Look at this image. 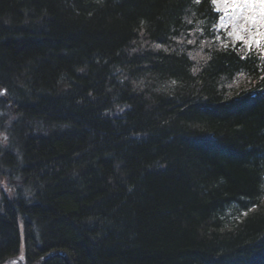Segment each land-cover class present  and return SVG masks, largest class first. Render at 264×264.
Here are the masks:
<instances>
[{"label":"trees","instance_id":"obj_1","mask_svg":"<svg viewBox=\"0 0 264 264\" xmlns=\"http://www.w3.org/2000/svg\"><path fill=\"white\" fill-rule=\"evenodd\" d=\"M218 18L0 0V264H264V39Z\"/></svg>","mask_w":264,"mask_h":264},{"label":"rangeland","instance_id":"obj_2","mask_svg":"<svg viewBox=\"0 0 264 264\" xmlns=\"http://www.w3.org/2000/svg\"><path fill=\"white\" fill-rule=\"evenodd\" d=\"M260 3L262 0H248L247 6H245L244 0H227V2L216 0L214 5L221 14L217 30L229 29V40L242 42L246 46L245 48H249V45L251 47L258 45L259 40L264 37V9L259 7ZM0 186L5 192L4 180L0 182ZM20 254L23 256L22 247L21 252L16 256L17 258L15 257L8 264H20L22 258L24 259V257L19 256Z\"/></svg>","mask_w":264,"mask_h":264},{"label":"bare ground","instance_id":"obj_3","mask_svg":"<svg viewBox=\"0 0 264 264\" xmlns=\"http://www.w3.org/2000/svg\"><path fill=\"white\" fill-rule=\"evenodd\" d=\"M259 7L261 8V9H264V0H262V3H260L259 4ZM2 90V89H1ZM5 90V89H4ZM6 91V90H5ZM11 104V103H10ZM25 135L26 136H29V135H27L26 133H25ZM1 140H2V138H1ZM2 141H4V139L2 140ZM11 155V153L10 152H5L4 153V156L5 157H9ZM0 159H1V155H0ZM10 166H12L11 167V171H12V173L13 174H17V173H20V174H25V172H24V170L23 169H20V168H17V166H14V165H10ZM3 177V176H2ZM2 180H0V182H1ZM5 181V180H4ZM5 186H6V181H5ZM17 246H18V253H20L21 252V247L23 248V256L20 254L19 256H22V257H24V244H23V242H21V240L19 241L18 240V243H17ZM48 256H49V254H48ZM13 260V259H12ZM11 260H9V261H7L6 263H4V264H8L9 262H10Z\"/></svg>","mask_w":264,"mask_h":264},{"label":"snow or ice","instance_id":"obj_4","mask_svg":"<svg viewBox=\"0 0 264 264\" xmlns=\"http://www.w3.org/2000/svg\"><path fill=\"white\" fill-rule=\"evenodd\" d=\"M197 2H198V0H197ZM225 2H227V0H225ZM213 3H216V0H213ZM247 3H248V0H244L245 6H247ZM249 48L251 49V45H249Z\"/></svg>","mask_w":264,"mask_h":264},{"label":"water","instance_id":"obj_5","mask_svg":"<svg viewBox=\"0 0 264 264\" xmlns=\"http://www.w3.org/2000/svg\"><path fill=\"white\" fill-rule=\"evenodd\" d=\"M6 94V91L4 90V89H2L1 91H0V95L1 96H3V95H5ZM11 105V104H10ZM5 138V136H2V139H4Z\"/></svg>","mask_w":264,"mask_h":264}]
</instances>
